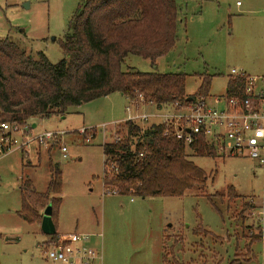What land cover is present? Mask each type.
I'll return each mask as SVG.
<instances>
[{"label": "rangeland", "instance_id": "374dc122", "mask_svg": "<svg viewBox=\"0 0 264 264\" xmlns=\"http://www.w3.org/2000/svg\"><path fill=\"white\" fill-rule=\"evenodd\" d=\"M81 1L0 0V38L9 37L33 57L42 52L58 63L66 57L60 42ZM176 2V46L156 64L130 54L124 70L184 73L189 95L199 89L201 75H211L208 100L226 93L232 69L252 77L264 74V0ZM128 106L140 114L171 110L112 93L74 106L64 116L31 119V136L46 131L59 135L34 152L13 146L0 154V264H63L48 258L53 239L41 224L18 215L21 181L29 178L38 192H46L52 166L62 171L56 238L91 234L90 244L101 255L95 264H264V239L252 241L258 230L248 227L253 201L262 194L263 174L249 156L191 157L208 180L204 188L182 197L105 192L103 145L123 134ZM228 187L235 189V198L226 195Z\"/></svg>", "mask_w": 264, "mask_h": 264}, {"label": "trees", "instance_id": "16d2710c", "mask_svg": "<svg viewBox=\"0 0 264 264\" xmlns=\"http://www.w3.org/2000/svg\"><path fill=\"white\" fill-rule=\"evenodd\" d=\"M179 15L176 0H82L60 42L66 57L58 63L42 52L33 57L9 37L0 38V125H27L33 118L64 116L74 106L116 92L130 100L142 97L159 109L207 97L211 75H201L199 89L189 95L184 73L123 69L130 54L156 64L171 51L178 40ZM246 84L244 77L232 76L226 94L242 97ZM140 122L122 121L124 132L117 134L121 140L103 145L105 192L182 197L188 190L204 188L208 175L191 157L214 156V147L203 137L187 145L166 134V126L159 121L147 126ZM5 134L0 129V137ZM51 173L46 192H38L29 178L21 181L18 215L25 221L41 224L44 211L51 208L58 227L62 171L52 166ZM226 195L235 198V189L228 187ZM257 232L251 235L252 241L263 239V231Z\"/></svg>", "mask_w": 264, "mask_h": 264}, {"label": "built area", "instance_id": "2783aa9c", "mask_svg": "<svg viewBox=\"0 0 264 264\" xmlns=\"http://www.w3.org/2000/svg\"><path fill=\"white\" fill-rule=\"evenodd\" d=\"M237 5H241V2L238 1ZM232 75L246 79L244 96L231 97L225 93L212 100L207 97L195 98L188 104L176 103L170 111L162 113H132L128 106L126 120L146 122L156 118L166 126V134L172 133L187 145L197 137H203L218 154L255 159L262 170L263 188L261 196L253 201L254 207L250 210L248 219L252 229L256 228L264 233V74L252 77L232 69ZM139 100L143 101V98L140 97ZM0 129L6 133L0 137L1 155L8 154L13 146L28 150L33 142L47 144L59 135L46 131L31 136V129L27 125L16 123H2ZM86 130L83 129L82 132ZM114 140L119 141L121 137L116 136ZM62 151L67 156L65 146ZM91 238L89 233L58 235L50 242L46 254L52 261L63 264H95L101 255L98 248L91 246Z\"/></svg>", "mask_w": 264, "mask_h": 264}, {"label": "water", "instance_id": "95a60500", "mask_svg": "<svg viewBox=\"0 0 264 264\" xmlns=\"http://www.w3.org/2000/svg\"><path fill=\"white\" fill-rule=\"evenodd\" d=\"M53 40H55V37H53ZM192 99L193 98H190V101ZM41 228H42L43 232L49 236L55 235L57 233V227H56V224L52 218V209L51 208H47L44 211L42 221H41Z\"/></svg>", "mask_w": 264, "mask_h": 264}, {"label": "crops", "instance_id": "0c3cea01", "mask_svg": "<svg viewBox=\"0 0 264 264\" xmlns=\"http://www.w3.org/2000/svg\"><path fill=\"white\" fill-rule=\"evenodd\" d=\"M239 6H242V4L239 5ZM259 76H260V75H259ZM124 121H125V120H124ZM33 127H36V125L34 124ZM36 146H37V148H38L40 145H39L37 142H33V143L31 144V146L29 147V149H28L29 153H30V150H31V152H34V149H35Z\"/></svg>", "mask_w": 264, "mask_h": 264}]
</instances>
